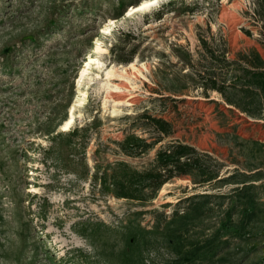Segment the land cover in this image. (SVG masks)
Wrapping results in <instances>:
<instances>
[{"label":"rangeland","instance_id":"obj_1","mask_svg":"<svg viewBox=\"0 0 264 264\" xmlns=\"http://www.w3.org/2000/svg\"><path fill=\"white\" fill-rule=\"evenodd\" d=\"M143 1L0 0V264H167L187 209L193 238L221 234L196 264H264V117L205 87L231 79L226 60L264 70V2L159 0L129 15ZM173 143L217 180L192 170L146 201L93 180L116 162L151 170Z\"/></svg>","mask_w":264,"mask_h":264},{"label":"trees","instance_id":"obj_2","mask_svg":"<svg viewBox=\"0 0 264 264\" xmlns=\"http://www.w3.org/2000/svg\"><path fill=\"white\" fill-rule=\"evenodd\" d=\"M226 63L227 68L235 69L231 79L221 81L216 76L208 75L205 79L206 89L219 92L227 104L250 117H264V70H252L236 61L226 60ZM148 119L161 134L170 133L169 124L165 121L151 116ZM81 130L76 127L72 134ZM202 157L192 146L173 143L159 151L158 166L151 170L141 172L125 162H116L102 174L98 169L93 174V180L95 183L99 181L104 191H112L119 198L146 201L170 180L187 175L192 170L201 174L203 182L217 180L218 177L203 163ZM192 213L187 209L182 214L177 212L173 215L174 220H179V225L166 232L165 236L167 247L175 252L176 257L166 262L167 264H196L197 261L204 263L215 249L221 234L204 239L193 238L197 225L191 222ZM226 213L227 218L231 219L233 210L229 208Z\"/></svg>","mask_w":264,"mask_h":264},{"label":"bare ground","instance_id":"obj_3","mask_svg":"<svg viewBox=\"0 0 264 264\" xmlns=\"http://www.w3.org/2000/svg\"><path fill=\"white\" fill-rule=\"evenodd\" d=\"M158 2H159V0H144L141 4L133 6L130 9V11H129V15L132 14V13H137V12L144 11L145 9L154 6ZM99 62H101L99 60V58L92 57V56L89 58V61H87V64H86V66L84 67V69H83V71L81 73V77H80L79 83H81V81H83L84 78L86 77V75L89 73V68L92 67L93 64H95V63L99 64ZM112 69L108 70L107 76H110V75H112L115 72ZM74 122H75V108L72 107L71 111H70L69 118L67 119L66 123L63 125L62 130L63 131L67 130L72 124H74Z\"/></svg>","mask_w":264,"mask_h":264}]
</instances>
